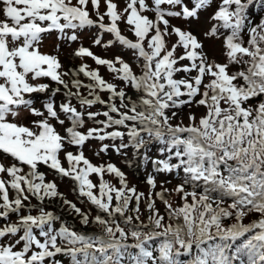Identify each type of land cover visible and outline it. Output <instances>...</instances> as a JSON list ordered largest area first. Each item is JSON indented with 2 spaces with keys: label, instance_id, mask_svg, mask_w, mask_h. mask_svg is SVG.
<instances>
[{
  "label": "snow or ice",
  "instance_id": "1",
  "mask_svg": "<svg viewBox=\"0 0 264 264\" xmlns=\"http://www.w3.org/2000/svg\"><path fill=\"white\" fill-rule=\"evenodd\" d=\"M122 2L0 0V264H264V0ZM92 28L120 53L44 51ZM90 146L133 150L148 193Z\"/></svg>",
  "mask_w": 264,
  "mask_h": 264
},
{
  "label": "rangeland",
  "instance_id": "2",
  "mask_svg": "<svg viewBox=\"0 0 264 264\" xmlns=\"http://www.w3.org/2000/svg\"><path fill=\"white\" fill-rule=\"evenodd\" d=\"M103 1V0H102ZM124 4L122 2V0H120V7H123ZM179 23V22H178ZM197 26H199L197 28ZM207 25L206 24H201V25H196V24H193L192 25V28L193 30H195L196 32L198 33H202L205 29H206ZM123 28V26H122ZM124 34L128 35V31L127 29L124 30ZM207 40L205 41V44H207ZM213 42H208V46L206 45V50L208 51L209 53V56L212 57V58H215L217 56H219V53H215V51L213 52V47H212V44ZM58 44L55 43V41L53 40V37H47L46 40L44 41V51L46 52H54V49L56 48ZM61 47V46H60ZM66 49L65 48H62L61 47V51H60V59L62 60V62L65 64L66 67L68 66H73L75 65L76 66V63L72 62L71 60H69L68 58V55L65 53ZM187 110H184V113H186ZM185 117L183 114H182V118ZM92 154V153H91ZM93 157V156H91ZM108 161L116 164L117 160L116 159H113L109 156H105ZM96 161V159H93ZM133 165H131V168H130V176H131V181H132V184L131 185H135L137 187L138 190L140 191H144L146 190V184L143 182V180L141 179H137L136 176L134 175L136 172H137V163L134 162L132 163ZM120 168H122L121 166H119ZM137 179V180H136ZM159 184V182H158ZM169 187V185H166ZM50 203L53 205V207L57 210H59L62 218L71 223V224H76L78 226V220L77 218L71 214L70 210L63 204H61V201L60 200H55V201H50ZM82 206H88L87 204H82ZM75 222V223H74Z\"/></svg>",
  "mask_w": 264,
  "mask_h": 264
},
{
  "label": "trees",
  "instance_id": "3",
  "mask_svg": "<svg viewBox=\"0 0 264 264\" xmlns=\"http://www.w3.org/2000/svg\"><path fill=\"white\" fill-rule=\"evenodd\" d=\"M258 22V21H257ZM153 149H155V148H153Z\"/></svg>",
  "mask_w": 264,
  "mask_h": 264
}]
</instances>
